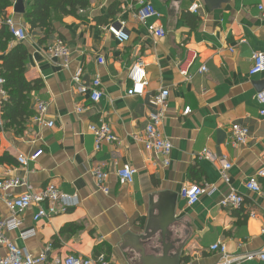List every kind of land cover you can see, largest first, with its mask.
I'll return each mask as SVG.
<instances>
[{
    "label": "crops",
    "instance_id": "obj_1",
    "mask_svg": "<svg viewBox=\"0 0 264 264\" xmlns=\"http://www.w3.org/2000/svg\"><path fill=\"white\" fill-rule=\"evenodd\" d=\"M136 1L91 0L78 18L55 23L43 43L42 32L30 31L13 6L0 16V37L8 34L7 18L27 33L23 42H8L6 51L0 46V64L6 52L21 44L27 51L25 81L42 82L21 102L26 114L18 123L1 115L0 157H11L15 165L0 166V180L20 178L33 190L53 184L74 198L66 213L49 220L33 222L35 207L20 213V231L33 229L35 235L22 241L16 231L6 238L33 256L50 245L49 258L102 256L108 264H218L220 255L210 250L216 243L225 245L230 257L264 251V192L246 189L249 180H264L257 178L264 168V106L254 100L264 90V73L248 75L252 53L264 52V0H142L159 15L148 23L165 31L162 39L135 18ZM28 7L24 4L25 11ZM121 23L129 35L125 43L108 32L109 26ZM56 39L69 50L67 68L47 50ZM241 39L246 43L238 44ZM189 51L197 58L191 79L185 81L177 66ZM136 61L145 69L142 96L129 94L127 73ZM200 67L206 72L200 74ZM79 70L83 86L100 80L103 96L98 103L77 92L72 77ZM161 90L169 92L161 124L162 135L172 144L167 166L162 155L141 141L148 116L156 111L150 98ZM5 99L0 96L1 102ZM39 101L47 104L44 123L35 120ZM185 108L191 111L187 116L182 115ZM92 124L107 125L117 142L103 143L96 151L88 131ZM233 124L247 128L245 144H231ZM37 150L42 154L36 161L18 166V156ZM203 151L206 158H200ZM222 157L231 165L227 184L219 174ZM124 164L137 173L131 185L120 186L115 172ZM95 169L109 175L107 195L97 187ZM191 184L209 185L215 192L187 206L180 191ZM230 191L243 198L239 209L219 205ZM22 192L24 188L15 189L11 196ZM3 199L0 194V219L9 217ZM4 255L0 246V257Z\"/></svg>",
    "mask_w": 264,
    "mask_h": 264
},
{
    "label": "built area",
    "instance_id": "obj_2",
    "mask_svg": "<svg viewBox=\"0 0 264 264\" xmlns=\"http://www.w3.org/2000/svg\"><path fill=\"white\" fill-rule=\"evenodd\" d=\"M17 1H22L24 4L29 3L30 0H12V6L14 7ZM104 2L107 0H98ZM137 8L135 11V18L138 22L146 27L149 34L153 35L158 39H162L166 36L165 31L155 25L149 24L148 20L154 17H159L153 6L142 0L136 1ZM196 9L193 10L195 13ZM262 16H264V9H260ZM5 27L13 40L23 42L27 39V33L23 26L19 23L14 22L12 19H5ZM110 35L119 43H125L129 40V35L124 31L123 24L111 25L108 27ZM246 40H239L238 44H245ZM47 50L53 59L61 61L63 67L67 68L69 60V50L66 44L61 39L54 40L48 47ZM232 52V49L229 50ZM197 55L189 51L185 58L178 64V73L185 81L191 79L190 69L194 64ZM103 63L102 60L99 61ZM198 72L203 74L206 72L205 67H200ZM264 73V52L257 51L251 55V67L248 71L249 76H256ZM81 71H77L73 77V83L76 90L80 94H89L91 103H98L103 94L100 89V80L94 78L90 85L83 86L81 84ZM127 77L130 81L129 94L132 96H142L146 86V75L144 65L141 61L133 63L127 73ZM3 81L0 79V87ZM4 91L0 89V96H4ZM169 97L168 90H161L150 98V104L156 108L154 113L149 114L147 123L143 129L141 141L145 145V148L154 153H158L164 157L163 165L169 164L168 155L171 152L172 144L170 141L162 135L161 124L163 121L167 99ZM254 100L257 105L264 106V90L258 92L254 96ZM77 111L83 112L82 108ZM36 117L35 120L39 123L45 122L47 115V104L44 102H37L35 108ZM191 113L189 108L183 110L182 115L187 116ZM260 115L264 117V109L260 110ZM47 127L53 126L52 122L45 123ZM0 130H2L1 112H0ZM89 133L93 136L95 150L98 151L103 143L114 144L117 142V138L112 134L109 127L105 124L101 125H90L88 127ZM231 144L242 145L248 140V130L246 127L239 124H233L230 128ZM42 154L41 150H37L30 156H18L16 162L19 167H25L28 162L36 161ZM200 158H206V151L200 155ZM214 161L215 159H211ZM219 174L221 180L227 184L229 183L228 171L231 169V165L227 160L222 157L218 159ZM137 171L128 164H124L119 167L115 172V177L118 185H131L134 182V178ZM92 175L97 184L98 189L105 195L109 193L106 186L108 181V173L101 169H95L92 171ZM257 178H264V168L259 170ZM19 188H24V192L18 196H11V191ZM246 189L253 193H261V188L256 179H251L246 183ZM215 192V188L204 185L198 186L191 184L185 186L180 191L181 199L186 203L187 206H193L198 203L200 197L204 194L212 195ZM0 194L3 195V201L6 209L9 212V217L0 219V246L5 249V255L0 257V264H108V262L102 257L92 258H78L75 256H66L64 258L54 257L49 258L51 247L47 245L46 248L39 253L37 256H33L27 253L25 250L18 248L13 242L6 238L7 233L18 232L20 240L25 241L32 238L35 235L33 229L28 231H20L22 227V221L17 218V215L23 213L33 207L36 208V212L32 216L33 222L40 220H49L52 217L64 214L67 210L73 206L74 198L63 193L56 185L48 184L44 188L39 190H33L28 188L25 181L20 178H4L0 180ZM243 198L233 191H230L225 195L219 202V205L224 209H239L242 206ZM264 236V230L262 232ZM212 252H216L220 255V261L218 264H235L239 261H258L264 264V251H257L250 253L242 258L230 257L226 252L225 245L216 243L210 247Z\"/></svg>",
    "mask_w": 264,
    "mask_h": 264
},
{
    "label": "trees",
    "instance_id": "obj_3",
    "mask_svg": "<svg viewBox=\"0 0 264 264\" xmlns=\"http://www.w3.org/2000/svg\"><path fill=\"white\" fill-rule=\"evenodd\" d=\"M91 0H30L23 18L29 30L42 32L39 43L46 41L54 32V24L61 23L66 17L78 18V12L86 10ZM12 7V0H0V16L4 10ZM0 46L6 51L7 44L12 40L10 34H1ZM27 61V51L21 44L6 52L0 64V79L3 81L2 90L6 99L0 103L1 115L9 120L10 124L18 123L17 120L26 114L21 102L27 94L41 88V81L26 82L24 79ZM13 167L14 160L9 156L0 157V166ZM264 192V180H259Z\"/></svg>",
    "mask_w": 264,
    "mask_h": 264
},
{
    "label": "water",
    "instance_id": "obj_4",
    "mask_svg": "<svg viewBox=\"0 0 264 264\" xmlns=\"http://www.w3.org/2000/svg\"><path fill=\"white\" fill-rule=\"evenodd\" d=\"M13 12L18 15H23L25 13L24 3L17 1L13 7Z\"/></svg>",
    "mask_w": 264,
    "mask_h": 264
},
{
    "label": "bare ground",
    "instance_id": "obj_5",
    "mask_svg": "<svg viewBox=\"0 0 264 264\" xmlns=\"http://www.w3.org/2000/svg\"><path fill=\"white\" fill-rule=\"evenodd\" d=\"M61 38V37H60ZM14 46V45H13ZM1 102V101H0ZM45 221V220H44Z\"/></svg>",
    "mask_w": 264,
    "mask_h": 264
}]
</instances>
